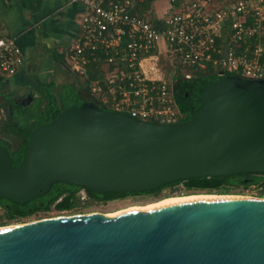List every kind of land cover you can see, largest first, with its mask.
Listing matches in <instances>:
<instances>
[{
  "label": "water",
  "instance_id": "water-1",
  "mask_svg": "<svg viewBox=\"0 0 264 264\" xmlns=\"http://www.w3.org/2000/svg\"><path fill=\"white\" fill-rule=\"evenodd\" d=\"M201 102L192 120L171 125L107 111L94 99L68 107L32 131L19 168L0 146V198L25 205L55 183L143 194L194 178L264 175V80L225 76L206 86ZM96 214L0 229V264H264V200Z\"/></svg>",
  "mask_w": 264,
  "mask_h": 264
},
{
  "label": "built area",
  "instance_id": "built-area-1",
  "mask_svg": "<svg viewBox=\"0 0 264 264\" xmlns=\"http://www.w3.org/2000/svg\"><path fill=\"white\" fill-rule=\"evenodd\" d=\"M71 1L84 14L66 62L107 111L171 125L183 118L173 93L179 79L215 71L264 80L262 0H226L218 7L210 0H168L164 15L147 9L149 0ZM24 64L16 40L0 39V73L13 76ZM91 72L97 75L92 81Z\"/></svg>",
  "mask_w": 264,
  "mask_h": 264
},
{
  "label": "trees",
  "instance_id": "trees-1",
  "mask_svg": "<svg viewBox=\"0 0 264 264\" xmlns=\"http://www.w3.org/2000/svg\"><path fill=\"white\" fill-rule=\"evenodd\" d=\"M152 1L154 0H149L146 5L147 9L151 8ZM230 75L235 74H225V76ZM96 77L97 75L93 72L89 73L91 81ZM221 78L223 77L219 76L215 71H208L206 73L194 74L191 79H185V90L188 91L190 95H198L200 98L195 110L190 112L186 106L180 103L178 97L175 96L179 110L187 115L186 120L180 122L193 119L195 114L201 108V96L206 86ZM197 82L200 84H198V86H193ZM88 86L89 83L84 85L87 90ZM90 99L84 97L81 93V87L75 83H70L62 87H56V85L52 84L47 85L44 87V91L41 92L40 99L36 102L35 106L30 109L31 112L26 113L24 109H21L22 111L19 110L17 114V122L13 124V126L7 121L1 124L0 146L9 152L12 158V168H19L23 164L28 150L30 135L36 127L49 124L66 108L80 106L83 102ZM179 184H183L187 192L202 191L207 195L215 194L218 196L229 195L231 190L256 187L261 190L260 197L264 198V175L259 174H241L231 177H208L207 179L194 178L170 184L143 194H97L74 185L55 183L50 191L43 197L32 200L25 205H19L0 198V207L4 211V218L0 217V227L6 226L11 222L27 220L39 214H47L53 209L60 212L72 211L82 206L89 207L92 204H105L110 201L124 200L137 196L159 198L165 189H178Z\"/></svg>",
  "mask_w": 264,
  "mask_h": 264
},
{
  "label": "crops",
  "instance_id": "crops-1",
  "mask_svg": "<svg viewBox=\"0 0 264 264\" xmlns=\"http://www.w3.org/2000/svg\"><path fill=\"white\" fill-rule=\"evenodd\" d=\"M83 14V6L71 0H0V39H15L25 54V64L15 75L0 73L2 112L10 106L19 111L18 101L27 95L35 105L51 84L62 87L77 82L84 97L90 98L84 79H74L65 65Z\"/></svg>",
  "mask_w": 264,
  "mask_h": 264
},
{
  "label": "rangeland",
  "instance_id": "rangeland-1",
  "mask_svg": "<svg viewBox=\"0 0 264 264\" xmlns=\"http://www.w3.org/2000/svg\"><path fill=\"white\" fill-rule=\"evenodd\" d=\"M226 0H210V4L214 7H218L219 5H222V3ZM169 1L168 0H154L151 2V8L157 12L160 13V15H164V12L169 9ZM154 15V14H153ZM264 46V45H263ZM90 93V92H89ZM1 119H0V125L3 124L6 119L4 116V113H0ZM261 190L256 187H250L248 189H237V190H231L229 195H219V196H238L248 199H264L260 197ZM214 196H218L213 194ZM191 196H208L205 194V192L202 191H195V192H187L185 188H178V189H172L167 188L165 189L161 196L159 198H152L149 196H137V197H130L124 200H115L110 201L105 204H92L89 207H79L72 211H64L60 212L57 210H52L51 212L47 214H39L32 218H29L27 220H23L20 222H11L7 224L6 226L0 227L2 228H9V227H15L20 225H26L31 224L38 221H46V220H56V219H63V218H69L73 216H79V215H89V214H103V215H113L118 212H122L125 210H130L132 208H138V209H145L147 207H152L154 205L160 204L166 200L170 199H178V198H186ZM1 218H4L3 215L0 216Z\"/></svg>",
  "mask_w": 264,
  "mask_h": 264
},
{
  "label": "flooded vegetation",
  "instance_id": "flooded-vegetation-1",
  "mask_svg": "<svg viewBox=\"0 0 264 264\" xmlns=\"http://www.w3.org/2000/svg\"><path fill=\"white\" fill-rule=\"evenodd\" d=\"M72 76L74 77V79L75 78L77 79V77L75 75H72ZM185 82H186L185 79H179L178 81H176V83L174 84L173 93H174V96L178 97V100L180 101L181 104L186 106L190 112H193L195 110L197 104L199 103L200 97H198V95L197 96L190 95V93L188 91H186L184 88V85H186ZM75 84H77V82ZM198 84H200V83L197 82L193 86H198ZM193 86H192V88H193ZM87 91L88 90L86 89V92ZM90 98L93 99L92 97H90ZM18 102L22 106L20 108V111H22L21 109H24L26 113L31 112L30 109H32L35 106V105H33V100L31 99L30 95L29 96L27 95L26 97H24L23 99H21ZM15 107H17V106H15ZM3 113H4L6 121L11 126H13V124H15L17 122L18 110L16 108H14V106H10L7 109L3 110ZM186 118H187V115L183 113V118L181 119V121L186 120Z\"/></svg>",
  "mask_w": 264,
  "mask_h": 264
},
{
  "label": "bare ground",
  "instance_id": "bare-ground-1",
  "mask_svg": "<svg viewBox=\"0 0 264 264\" xmlns=\"http://www.w3.org/2000/svg\"><path fill=\"white\" fill-rule=\"evenodd\" d=\"M219 199H248V198H243V197H238V196H214V195H208V196H191V197H186V198H178V199L166 200V201H164V202H162L160 204L154 205L152 207H147L145 209L143 208L142 210H148V209H152V208H159V207H162V206L171 205V204L180 203V202H185V201H193V200H219ZM262 200H264V199H262ZM133 209H138V208H132V210ZM96 215L97 214H89V215L74 216V217L63 218V219H59L58 218L56 220L54 219V220L39 221L37 223L66 221V220L78 219V218H84V217H94ZM107 216H112V215H107ZM33 224H36V223H33Z\"/></svg>",
  "mask_w": 264,
  "mask_h": 264
}]
</instances>
